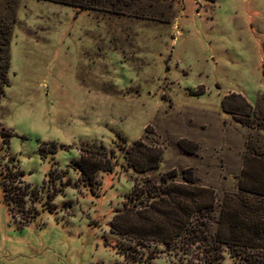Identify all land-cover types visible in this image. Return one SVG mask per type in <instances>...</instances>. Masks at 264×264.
Masks as SVG:
<instances>
[{"label":"rangeland","instance_id":"obj_1","mask_svg":"<svg viewBox=\"0 0 264 264\" xmlns=\"http://www.w3.org/2000/svg\"><path fill=\"white\" fill-rule=\"evenodd\" d=\"M137 142L156 167L132 168ZM81 148L112 171L84 180ZM244 170L264 179V0H0V264H238L214 219ZM182 176L213 222L168 245L110 231Z\"/></svg>","mask_w":264,"mask_h":264},{"label":"trees","instance_id":"obj_2","mask_svg":"<svg viewBox=\"0 0 264 264\" xmlns=\"http://www.w3.org/2000/svg\"><path fill=\"white\" fill-rule=\"evenodd\" d=\"M132 146L130 158L135 171H147L157 166L161 155L159 152L146 149L141 142ZM46 148L52 154L57 150L54 143H41V156ZM80 151L79 159L71 163L73 170L78 171L84 180L90 181L99 170L112 171L114 164L110 159H105L104 165L92 160L86 148ZM176 181L163 185L162 191L157 194L152 195V191L146 189L136 194L133 201L141 199L139 204L149 201V205L129 208L126 213L116 214L111 221L110 231L116 235L132 233L134 239H150L153 243L168 245L180 235L213 222L209 219L212 218L216 203L214 191L197 184L191 176H182ZM214 220V243L232 250L235 263L243 264L249 262L250 258L259 264L263 263L255 254L264 250V179L250 177L246 170L242 171L237 192L234 197L223 201ZM118 252L125 256L119 248Z\"/></svg>","mask_w":264,"mask_h":264}]
</instances>
